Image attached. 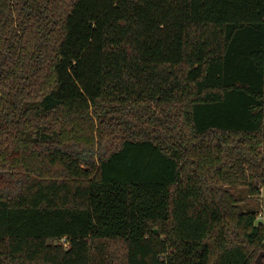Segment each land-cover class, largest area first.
Returning a JSON list of instances; mask_svg holds the SVG:
<instances>
[{"label": "trees", "instance_id": "trees-1", "mask_svg": "<svg viewBox=\"0 0 264 264\" xmlns=\"http://www.w3.org/2000/svg\"><path fill=\"white\" fill-rule=\"evenodd\" d=\"M254 196L264 0H0V264H255Z\"/></svg>", "mask_w": 264, "mask_h": 264}, {"label": "built area", "instance_id": "built-area-1", "mask_svg": "<svg viewBox=\"0 0 264 264\" xmlns=\"http://www.w3.org/2000/svg\"><path fill=\"white\" fill-rule=\"evenodd\" d=\"M257 220L264 227V205L262 206L260 212L258 213Z\"/></svg>", "mask_w": 264, "mask_h": 264}, {"label": "rangeland", "instance_id": "rangeland-1", "mask_svg": "<svg viewBox=\"0 0 264 264\" xmlns=\"http://www.w3.org/2000/svg\"><path fill=\"white\" fill-rule=\"evenodd\" d=\"M252 200H253L254 202H258L257 200H259V202L262 204V201H261V198H260V197H256V196H254ZM261 204H260V206H261ZM262 205H264V203H263ZM260 208H261V207H260ZM260 254H261V253H260ZM260 254L257 256L256 261H257L258 257L260 256ZM262 262H263V264H264V257H263V259H262ZM255 264H256V262H255Z\"/></svg>", "mask_w": 264, "mask_h": 264}, {"label": "water", "instance_id": "water-1", "mask_svg": "<svg viewBox=\"0 0 264 264\" xmlns=\"http://www.w3.org/2000/svg\"><path fill=\"white\" fill-rule=\"evenodd\" d=\"M156 232H158L157 230H155ZM264 257V254H260V256L258 257L256 264H263L262 259Z\"/></svg>", "mask_w": 264, "mask_h": 264}]
</instances>
